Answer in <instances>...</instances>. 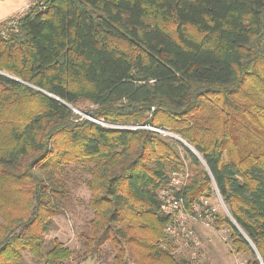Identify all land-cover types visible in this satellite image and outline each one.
<instances>
[{
  "label": "trees",
  "instance_id": "16d2710c",
  "mask_svg": "<svg viewBox=\"0 0 264 264\" xmlns=\"http://www.w3.org/2000/svg\"><path fill=\"white\" fill-rule=\"evenodd\" d=\"M38 1L0 37V264H190L173 173L186 212L216 192L214 226L264 264V0ZM68 168L91 193L77 253L46 241Z\"/></svg>",
  "mask_w": 264,
  "mask_h": 264
},
{
  "label": "rangeland",
  "instance_id": "374dc122",
  "mask_svg": "<svg viewBox=\"0 0 264 264\" xmlns=\"http://www.w3.org/2000/svg\"><path fill=\"white\" fill-rule=\"evenodd\" d=\"M3 28L1 24L0 30ZM88 107L86 103L80 105L82 109ZM63 179L70 191V198L63 202L64 214L55 218L53 227L46 235V241L49 244L53 240H59L77 253L82 249L80 234L89 228L93 218V212L89 207L91 193L87 187L89 176L81 169L68 168L63 173ZM205 209L211 210L214 216H229L216 192L203 207L195 208L196 215L190 213L178 215L176 225L170 234L168 233L177 258L190 264H247L250 256L237 255L233 252L228 228L218 230L214 226V217L198 218V214ZM25 258L29 264H36L30 255L26 254ZM107 261V263H100L95 260L86 264H111L112 258L109 257Z\"/></svg>",
  "mask_w": 264,
  "mask_h": 264
},
{
  "label": "built area",
  "instance_id": "2783aa9c",
  "mask_svg": "<svg viewBox=\"0 0 264 264\" xmlns=\"http://www.w3.org/2000/svg\"><path fill=\"white\" fill-rule=\"evenodd\" d=\"M37 2H39V1H37ZM43 5H44V3L40 2V9H42V11L45 10ZM19 17L20 16L11 18L10 19L11 22H9L10 24H7V27L15 26L17 19ZM6 32H7V30L4 27L3 29L0 30V36H5ZM156 131H159L160 133H164L165 136L170 135V134L162 132L160 130H156ZM188 177H189L188 174L185 175V174H180V173H173L171 176L170 184L167 187H165L159 191V195H160L162 203H163L162 204V212L166 215L172 216V218H173V224L170 225V227L167 230L169 234L172 231L173 227L177 223V219H176L177 216L180 214H184V213L189 214L186 212V207L184 205V201L181 198L176 197V193L180 192L184 188V186L186 185ZM206 202L207 201H202L199 206L197 205L194 207V210L196 207H200V206L203 207ZM195 213H196V211H195ZM203 217L210 219V218L214 217V215L211 213V210L205 209V210H203L202 213L198 214V218H203Z\"/></svg>",
  "mask_w": 264,
  "mask_h": 264
},
{
  "label": "crops",
  "instance_id": "0c3cea01",
  "mask_svg": "<svg viewBox=\"0 0 264 264\" xmlns=\"http://www.w3.org/2000/svg\"><path fill=\"white\" fill-rule=\"evenodd\" d=\"M38 0H0V25L17 16L28 13Z\"/></svg>",
  "mask_w": 264,
  "mask_h": 264
},
{
  "label": "water",
  "instance_id": "95a60500",
  "mask_svg": "<svg viewBox=\"0 0 264 264\" xmlns=\"http://www.w3.org/2000/svg\"><path fill=\"white\" fill-rule=\"evenodd\" d=\"M76 111H77L79 114L85 116L86 118L91 119L90 117H88L87 115H85V114L79 112L78 110H76ZM177 139H178V138H177ZM178 140H179L180 142H182L183 144H185L190 150H192V151L196 154L195 150H194L192 147H190L187 143H185V142L182 141L181 139H178ZM222 203H223V201H222ZM223 205H224V203H223ZM224 207H225V209H226V211H227V213H228V210H227V208H226L225 205H224ZM243 234H244V233H243ZM252 247H253L254 251L257 253V255L259 256V254H258L257 250L255 249V247H254L253 245H252Z\"/></svg>",
  "mask_w": 264,
  "mask_h": 264
}]
</instances>
